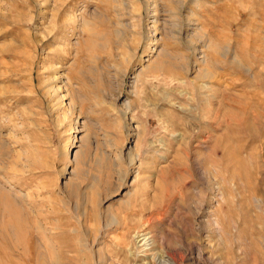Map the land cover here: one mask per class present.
<instances>
[{
    "label": "rangeland",
    "instance_id": "obj_1",
    "mask_svg": "<svg viewBox=\"0 0 264 264\" xmlns=\"http://www.w3.org/2000/svg\"><path fill=\"white\" fill-rule=\"evenodd\" d=\"M173 254L264 264V0H0V264Z\"/></svg>",
    "mask_w": 264,
    "mask_h": 264
},
{
    "label": "bare ground",
    "instance_id": "obj_2",
    "mask_svg": "<svg viewBox=\"0 0 264 264\" xmlns=\"http://www.w3.org/2000/svg\"><path fill=\"white\" fill-rule=\"evenodd\" d=\"M202 53V52H201ZM206 55V54H205ZM202 61L205 62L206 61V56L204 57V55L202 56ZM153 245V244H152ZM165 258L163 257L162 258V261L164 260ZM170 259H171V264H180V261H181V257L180 255H177V254H173V255H170ZM183 260V259H182ZM161 261V262H162ZM53 264H56L55 262H53Z\"/></svg>",
    "mask_w": 264,
    "mask_h": 264
}]
</instances>
